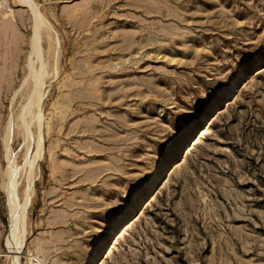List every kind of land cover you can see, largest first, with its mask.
<instances>
[{
    "label": "rangeland",
    "instance_id": "1",
    "mask_svg": "<svg viewBox=\"0 0 264 264\" xmlns=\"http://www.w3.org/2000/svg\"><path fill=\"white\" fill-rule=\"evenodd\" d=\"M30 3L0 0V264H264V0Z\"/></svg>",
    "mask_w": 264,
    "mask_h": 264
},
{
    "label": "bare ground",
    "instance_id": "2",
    "mask_svg": "<svg viewBox=\"0 0 264 264\" xmlns=\"http://www.w3.org/2000/svg\"><path fill=\"white\" fill-rule=\"evenodd\" d=\"M19 1L22 4H26V5L28 4L29 6H33V5H31L32 3H30V0H19ZM38 12L34 8L35 33H34V39H33V42H32V53H31V55H34V56H36L37 59H40L42 57L41 56V54H42L41 53L42 52V50H41V37H42L41 34H42V31L44 30V28H47L48 26H47L45 20L43 19V17L40 15L41 13L39 12L40 13L39 14ZM52 49H53V47H52ZM52 51H54V50H52ZM43 62H45L44 59H43ZM29 69H30L29 70L30 71V75L28 76V78H26V80H24V82L22 84L23 85L22 88H27V86L30 85V94H32V98L31 97L30 98L31 99L34 98L33 99L34 101L31 100V101H33V103L31 105H33L36 110H33L35 112L32 113V112H29L28 111V109H27L28 107L27 108L25 107L27 110H25V112H23V114H22V117H24L23 118L24 123L22 125V130L25 132L24 134H26L25 141H28L29 140V137L31 136V135L29 137L27 136V135H29V129H30V127L34 123H37L38 129H39V132H38L39 134H37L38 135V139L36 138V140H37L36 141V145H37V147H36V153H33L35 155L33 157H30V158L28 156V158H27V164L30 166V168H29L30 175H29V179H28V183L29 184H28V188H27V191H26V197H25L26 200H25L24 205L21 204V206H18L16 204V187L17 186L15 185V179L16 178H15V175H14L15 172L13 171V168L16 165L14 166L13 159H11L10 165L8 167V170H7L8 175H9L10 183L8 182L9 184L6 187H7L8 197H9L8 201H9V205H10V208H11V237L9 239H10V242L12 241L11 243L14 244L13 247L15 249V253L19 252L22 249L23 245H24V239H25V237L23 236L24 238L23 237L21 238L23 232L20 234L21 236L19 235V232L21 230L20 229V226L23 227L22 230L25 229V218H26L25 208H26V206H27V204H28V202L30 200L29 199V196H30V192L32 190V186H33V183H34V177H33L34 176L33 175V170L34 169L33 168L37 164V162L40 161L41 159H43V157H44V145H43L44 143H43V138H42V135H41L42 134V131H41V123H42V119H43V116H42L43 113H42V103H41L42 97H41V94H42V91H43V88H44V84L45 83H44V81L42 79V74H41L42 72H40L43 69L38 70L35 67V62L34 61H31L30 62ZM45 69L46 68H44V70ZM56 69H58V68L56 67ZM27 90H29V89H27ZM28 112L30 114L28 116H26V114H28ZM60 114H61V116L63 115L62 112ZM64 114H65V112H64ZM62 117H64V115ZM10 128H11V122L9 123L8 130H10ZM27 149H28V152H27V155H28V153H29V151L31 149L30 148V145H28V148ZM129 229H130V226H127L126 233H128L127 231ZM124 232H125V230H124ZM14 259H15V264H17L18 258L15 257Z\"/></svg>",
    "mask_w": 264,
    "mask_h": 264
}]
</instances>
